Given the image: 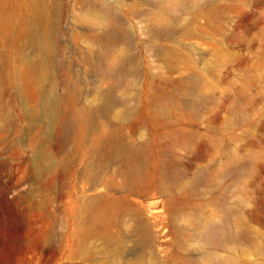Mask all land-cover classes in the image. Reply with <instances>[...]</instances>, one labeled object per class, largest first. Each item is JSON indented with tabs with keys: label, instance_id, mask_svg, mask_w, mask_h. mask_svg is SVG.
<instances>
[{
	"label": "bare ground",
	"instance_id": "bare-ground-1",
	"mask_svg": "<svg viewBox=\"0 0 264 264\" xmlns=\"http://www.w3.org/2000/svg\"><path fill=\"white\" fill-rule=\"evenodd\" d=\"M192 1L194 3L189 4L188 0H76L89 24L87 30H78L74 35L85 44L86 67L93 76L91 87L83 89L75 99L71 84L64 97L52 98L47 108L48 130L67 121L72 124L73 119L77 151H90L97 158L105 149L118 165L115 175L119 179L95 177L94 166H85L91 180L89 189L103 187L104 191L84 193L78 211L72 212L76 219L72 227V258L85 260L95 256L91 241L96 239L100 241L104 264H250L246 255L252 231L245 218L236 216L239 208L229 201L232 182L245 167L233 166L241 156L231 152L225 164L206 168L171 166L172 157L161 154L158 137L166 140L165 148L180 145L194 148L201 138L216 146L219 134L237 124L232 102L245 94L247 88L244 86L236 92L227 85L220 92L234 99L224 104L223 124H217L219 114H216L203 135L195 132L181 121L188 118L187 112L202 110L198 102H217L220 97L211 95V91L219 90V86L201 80L193 87L186 79L176 81L171 76L160 78L147 72L141 88L138 56L130 36L126 35L128 25L115 13L118 7L138 20L140 31L145 34L141 40L145 49H151L154 43H168L154 49V55L173 74L182 72L183 66H196L193 47L183 46L184 38L196 35L193 24L204 19L205 24L200 26L202 31L211 26L223 27L221 22H216L223 12L213 7L216 0L206 4V0ZM58 4L57 0H0V40L12 44L6 65L16 75L13 56H19L20 71L18 68L16 76L21 80L19 91L23 94L34 96L31 86L35 77L42 78L53 70V9ZM30 47L41 56L28 53ZM83 97L87 98V103L82 102ZM96 108L113 112L121 124H132L136 118L145 116L154 125L157 133L148 145L153 157L149 166L139 164L145 151L143 147L128 144L113 131L91 124ZM202 118L192 117L190 121L198 124ZM61 146L46 149L43 161L63 165L66 158ZM157 196L162 197L164 216L152 212L139 200ZM254 214L258 219L264 218L259 209H255ZM161 227L169 228L173 238L167 258L159 255L161 248L156 245ZM128 242L139 248L131 256ZM169 247L165 244L162 251Z\"/></svg>",
	"mask_w": 264,
	"mask_h": 264
},
{
	"label": "rangeland",
	"instance_id": "rangeland-1",
	"mask_svg": "<svg viewBox=\"0 0 264 264\" xmlns=\"http://www.w3.org/2000/svg\"><path fill=\"white\" fill-rule=\"evenodd\" d=\"M57 1L59 4L53 9L54 71L42 78L35 77L31 86L34 96L19 91L21 80L16 76L18 68L20 71L19 56H13L15 75L6 65L8 48L12 44L0 40V264H104V254L99 250L100 241L96 239L91 241V246L96 249L95 256L85 260L72 258V227L76 221L72 212L78 211L84 193L104 191L103 187L94 191L89 189L91 180L85 166H94L95 177H112L117 181L118 165L108 157L105 149L97 158L90 151H77L73 119L72 124L67 121L50 132L47 125L50 120L47 108L52 98L64 97L71 84L73 97L79 98L83 89L91 87L90 78L93 77L86 67L88 55L85 44L74 35L78 30L89 28L81 5L76 0ZM187 3L194 1L188 0ZM213 7L223 11L216 20L223 27L215 29L211 26L202 31L200 26L205 24L204 19L193 24L196 35L184 38L183 46L193 47L196 66H183L182 72L173 74L154 55V49L168 43H154L151 49H145L141 41L145 34L140 31L138 20L118 7L115 13L128 25L126 35L130 36L138 56L141 88L145 85L147 72L160 78L171 76L176 81L186 79L193 87L201 80L219 86V90L211 91V95L220 97L217 102H198L197 106L202 110L187 112L188 118L181 121L195 132L203 135L208 122L216 114H219L217 124H223L224 104L234 99L226 98L220 92L227 85L236 92L244 86L247 88L245 94L232 102L237 124L227 130L229 132L219 134L220 141L216 146L205 143L201 138L194 148L181 145L165 148L166 140L158 137L162 145L161 154L167 153L172 157L171 166L206 168L225 164L231 152L241 156L233 166L245 167L241 169L240 177L232 182L229 201L239 208L236 216L245 218L252 231L248 239L247 260L250 264H264V218L258 219L254 214L255 209H259L264 215V0H216ZM28 53L33 54V48H28ZM81 100L88 102L85 97ZM141 106L140 101V110ZM109 112L96 108L91 124L113 131L128 144L143 147L145 151L139 164L149 166L153 158L149 146L153 134L157 133L154 125L145 116L136 118L132 124H121L114 113ZM198 116H203L198 124L190 121ZM107 124L111 126L107 127ZM58 146L65 151L62 152L66 158L64 164L43 161L46 160L45 150H55ZM139 200L152 212L165 215L161 196ZM158 235L159 255L167 258L172 249L171 231L161 227ZM165 244L170 247L164 252ZM136 247L128 242L129 255L139 250Z\"/></svg>",
	"mask_w": 264,
	"mask_h": 264
}]
</instances>
